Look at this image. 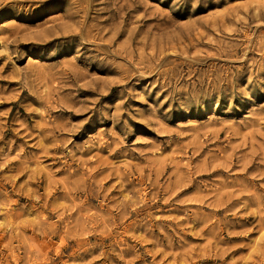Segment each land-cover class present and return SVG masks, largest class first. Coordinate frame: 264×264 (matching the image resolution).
I'll return each mask as SVG.
<instances>
[{
	"label": "rangeland",
	"instance_id": "obj_1",
	"mask_svg": "<svg viewBox=\"0 0 264 264\" xmlns=\"http://www.w3.org/2000/svg\"><path fill=\"white\" fill-rule=\"evenodd\" d=\"M0 264H264V0H0Z\"/></svg>",
	"mask_w": 264,
	"mask_h": 264
}]
</instances>
